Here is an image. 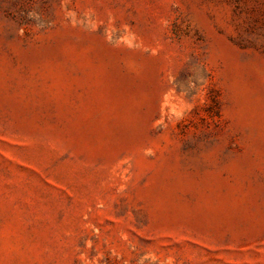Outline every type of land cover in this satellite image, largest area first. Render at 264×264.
<instances>
[{
    "label": "rangeland",
    "instance_id": "obj_1",
    "mask_svg": "<svg viewBox=\"0 0 264 264\" xmlns=\"http://www.w3.org/2000/svg\"><path fill=\"white\" fill-rule=\"evenodd\" d=\"M0 264H264V0H0Z\"/></svg>",
    "mask_w": 264,
    "mask_h": 264
}]
</instances>
